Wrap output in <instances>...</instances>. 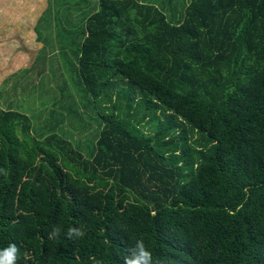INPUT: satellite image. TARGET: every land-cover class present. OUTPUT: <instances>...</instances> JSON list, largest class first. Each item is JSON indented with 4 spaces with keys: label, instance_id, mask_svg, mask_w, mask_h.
<instances>
[{
    "label": "trees",
    "instance_id": "trees-1",
    "mask_svg": "<svg viewBox=\"0 0 264 264\" xmlns=\"http://www.w3.org/2000/svg\"><path fill=\"white\" fill-rule=\"evenodd\" d=\"M84 1L48 0L32 21L0 0V45L16 46L0 76L63 50L102 108L86 155L0 107V248L16 244L17 264H122L143 239L165 264H264V0H182L175 22L174 0ZM54 226L85 235L50 240Z\"/></svg>",
    "mask_w": 264,
    "mask_h": 264
},
{
    "label": "rangeland",
    "instance_id": "rangeland-1",
    "mask_svg": "<svg viewBox=\"0 0 264 264\" xmlns=\"http://www.w3.org/2000/svg\"><path fill=\"white\" fill-rule=\"evenodd\" d=\"M64 1L67 0H56L55 3ZM144 1L147 3L154 1L156 3L158 0ZM162 1L166 0H159L160 3ZM179 1L182 0H174L172 14L168 11V18L173 22L180 18L183 11ZM12 2H14L12 4L14 5L13 11L24 14L30 13L28 17L32 21L42 15L48 5V0H11ZM55 3L53 4L54 7L57 6ZM96 4L97 0H86L82 5H86L87 10L94 11ZM70 12L77 11L70 10ZM72 16L71 20H76L77 16L75 14H72ZM1 17L5 18L6 15ZM33 24L30 28H34ZM47 34H45V37H47ZM29 40L32 44L33 34L32 39ZM41 45L44 47L45 43L43 42ZM14 48V46L9 45L7 50ZM44 53V50H42L40 57ZM52 55L50 56L52 60L44 63H42V60H37L32 68L13 77L12 81H17L23 74L27 76L24 83H16V88L11 87L8 89L4 81L0 83V107L28 115L32 120V132L35 136L41 137L46 133H53L56 129L58 133H64L63 137L72 142L75 148H79L84 154L88 155L96 148V142L102 129V121L100 122L98 115L102 111L100 102L95 101L92 96H88L84 92L83 87L78 84L79 81L77 82V76V80L73 79V70H71L68 63L69 60L74 59L73 55L70 54L64 57L63 50L62 54L58 55V49H55ZM4 77L5 75L0 76V82ZM154 129L155 127L148 126L146 131L153 133Z\"/></svg>",
    "mask_w": 264,
    "mask_h": 264
},
{
    "label": "clouds",
    "instance_id": "clouds-1",
    "mask_svg": "<svg viewBox=\"0 0 264 264\" xmlns=\"http://www.w3.org/2000/svg\"><path fill=\"white\" fill-rule=\"evenodd\" d=\"M62 233L69 240H76L85 235L84 230L79 227H70L64 232L60 226H54L49 232L48 238L50 240L59 239ZM19 252L20 249L14 243H9L7 246L0 248V264H17ZM91 259L93 264H102V261L95 257ZM122 264H165V262L162 258L153 256L143 239H137L125 249Z\"/></svg>",
    "mask_w": 264,
    "mask_h": 264
},
{
    "label": "crops",
    "instance_id": "crops-1",
    "mask_svg": "<svg viewBox=\"0 0 264 264\" xmlns=\"http://www.w3.org/2000/svg\"><path fill=\"white\" fill-rule=\"evenodd\" d=\"M138 1L140 3H147L144 0H138ZM154 3L155 2L153 1V2L148 3V4L154 5ZM155 5H156V3H155ZM15 13H18L19 14V12H15ZM8 46H9L8 44H4V45L1 44L0 45V48H5L6 49V47H8ZM14 47L16 48V46H14ZM58 52H60V51L58 50ZM7 56L11 57V55L8 54V53H7ZM15 57H16V55L15 56H12V58H15ZM14 62H15V68H12V70L10 69L8 71L7 75H5L4 79H2L1 82H0V83H2L4 81V84H6V88H8V89H10L11 87L14 86L15 81H12L13 80V77H16L19 73H23L22 71H25V70L22 69V66L20 64H18V62L16 61V58H15V61H13L12 63L14 64ZM2 65H3V63H0V69H3L4 66H2ZM5 65L8 66L7 63H5ZM18 79H19V80H17L18 82L24 83L25 82V79H27V76H26V74H23V76L19 77Z\"/></svg>",
    "mask_w": 264,
    "mask_h": 264
}]
</instances>
